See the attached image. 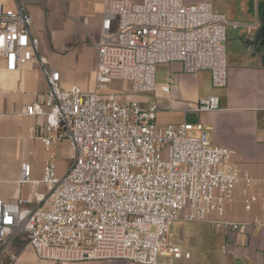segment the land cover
I'll return each instance as SVG.
<instances>
[{"label": "built area", "instance_id": "obj_1", "mask_svg": "<svg viewBox=\"0 0 264 264\" xmlns=\"http://www.w3.org/2000/svg\"><path fill=\"white\" fill-rule=\"evenodd\" d=\"M30 2L15 0V11L0 2V56L11 72L39 54ZM231 25L240 26L214 11L210 0H112L96 45L93 92L78 85L62 89L61 73L38 59L49 93L43 103L26 106L24 114L44 117L45 131L57 132L41 137L46 150L67 140L74 162L62 177L49 162L41 180H32L30 164H23V182L45 186L46 192L34 193L32 209L21 208L28 200L0 201V258L17 237L28 235V246L43 261L158 264L160 257L184 255L173 240L176 221L249 229V223L224 217L238 189L246 211L257 205L264 210V180L237 167L235 150L213 145L202 124L160 125L158 104L100 94L114 81L131 82L135 95L151 94L157 65L174 62L186 73L210 71L213 86L226 87ZM244 27L254 32L260 23ZM169 90V84L161 87L163 93ZM219 108V97L209 96L196 110ZM253 224L260 226V218ZM8 257L17 260L15 254Z\"/></svg>", "mask_w": 264, "mask_h": 264}, {"label": "crops", "instance_id": "obj_2", "mask_svg": "<svg viewBox=\"0 0 264 264\" xmlns=\"http://www.w3.org/2000/svg\"><path fill=\"white\" fill-rule=\"evenodd\" d=\"M110 1L31 0L27 6L34 19L32 34L41 41L38 56L20 63L14 72L6 69L5 60L0 56V201L14 204L28 200L29 203L21 205V208L32 209L36 204L34 193L46 192L45 186L34 187L23 182L22 166L25 163L31 166L32 180L43 178L44 168L49 162L55 163L60 177L72 167L70 160L74 159V154L69 142L63 140L53 144L49 153L41 137H55L57 132L48 134L44 129L45 118L27 116L24 109L34 103H43L49 93L39 58L46 60L48 70L61 73L62 89L78 85L84 92L95 90L96 45ZM237 1L222 13L230 22L240 24L238 27L230 26V38L234 39L235 46L229 54L227 48V86L215 88L210 71L190 74L184 71L181 63L174 62L157 65V88L150 96L159 105L158 119L162 114H177L183 116L182 122L172 125L180 126L191 123L187 120L188 114L196 115L199 121L191 124H202L213 145L236 151L233 161L237 167L249 170L255 179L264 180V48L252 46L250 38L257 30L248 32L244 27L256 21L261 26L258 5L264 0H249L238 5ZM168 84L169 92L163 93L161 87ZM209 96L219 97V110L197 111L199 101ZM136 97H140L141 102L145 100V96L121 100L128 103ZM262 196L264 198V190ZM256 217L261 220L260 226L253 224ZM224 219L238 224L249 223L250 227L245 232L217 230L212 222H206L215 229L216 243L221 244L225 257L220 264H264V210L257 205L251 212L246 211L238 189ZM198 240L203 244L213 241L205 235ZM28 241V235L17 237L9 251L1 254L0 264H136L126 260L43 261L37 258ZM8 253L15 254L17 260L11 261ZM169 257L171 263L160 262L159 259L158 264H172L174 260L183 258Z\"/></svg>", "mask_w": 264, "mask_h": 264}, {"label": "rangeland", "instance_id": "obj_3", "mask_svg": "<svg viewBox=\"0 0 264 264\" xmlns=\"http://www.w3.org/2000/svg\"><path fill=\"white\" fill-rule=\"evenodd\" d=\"M134 2H138L140 0H133ZM213 5V10L219 13H224L232 4L234 5L236 0H210ZM249 0H238L237 5L240 2H248ZM3 5L5 10L7 11H15V0H3ZM230 26H228V37L227 40V48L228 54L231 50L234 49V39L230 38ZM159 66V65H158ZM158 78H161V74H158ZM100 94H114L115 96L121 99H129V97L133 96H145V100L142 103L148 104H158L156 99H153L150 94H141L135 95L132 90V83L128 81H114L112 82L107 89L100 90ZM131 99V98H130ZM137 101H140V97H136ZM159 100V99H158ZM160 101V100H159ZM141 102V101H140ZM182 117L177 114H162L158 119V123L161 124H175L178 125L182 122ZM187 120L191 123H195L199 121L196 115L190 113L187 116ZM74 159L70 160V164L73 165ZM171 231L173 233L174 243L177 244L183 254L186 252L191 254L190 259H186L183 256L182 259L174 260L172 264H220L221 260L224 259V254L221 248V244L216 243V235L215 229L206 223H189L184 221H176L173 223L171 227ZM202 235H205L208 238L213 239V241H206V243H202L198 238ZM218 244V245H217ZM160 262L171 263V258L169 255L166 257H160Z\"/></svg>", "mask_w": 264, "mask_h": 264}, {"label": "water", "instance_id": "obj_4", "mask_svg": "<svg viewBox=\"0 0 264 264\" xmlns=\"http://www.w3.org/2000/svg\"><path fill=\"white\" fill-rule=\"evenodd\" d=\"M258 14L261 20V26L256 33H253L250 39L252 41V46H259L260 48H264V2L259 3Z\"/></svg>", "mask_w": 264, "mask_h": 264}]
</instances>
